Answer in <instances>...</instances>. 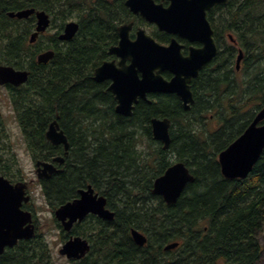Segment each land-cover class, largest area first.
Returning a JSON list of instances; mask_svg holds the SVG:
<instances>
[{
	"label": "trees",
	"instance_id": "16d2710c",
	"mask_svg": "<svg viewBox=\"0 0 264 264\" xmlns=\"http://www.w3.org/2000/svg\"><path fill=\"white\" fill-rule=\"evenodd\" d=\"M125 1L0 0V64L30 71L26 85L11 97L26 149L37 160L63 154L45 138L55 119L70 144L61 171L44 184L47 202L55 209L91 185L115 214L110 222L88 217L75 226L71 234L91 245L75 264H255L264 230V150L244 180L225 179L218 154L242 134L258 106L264 107V0H230L208 12L218 38L232 33L244 50L240 72L229 65L235 49L220 51L217 67L208 65L192 81L194 104L188 111L176 96L155 94L139 101L129 118L115 113L108 84L93 80L94 69L119 41L118 27L143 24ZM25 9L50 16L57 31L48 41L41 36L29 45L34 19L6 16ZM70 21L78 24L76 35L59 42L57 35ZM157 35L158 42L169 41ZM44 50H53L54 58L39 65L36 56ZM153 118L171 123L167 151L152 139ZM5 137L0 113V174L11 173L16 164L13 156L4 157ZM170 156L184 163L194 182L175 204L166 205L151 190L172 164ZM132 229L146 236V246L133 243ZM172 243L178 247L164 251ZM0 264L55 261L37 231L33 239L6 249Z\"/></svg>",
	"mask_w": 264,
	"mask_h": 264
},
{
	"label": "water",
	"instance_id": "95a60500",
	"mask_svg": "<svg viewBox=\"0 0 264 264\" xmlns=\"http://www.w3.org/2000/svg\"><path fill=\"white\" fill-rule=\"evenodd\" d=\"M167 7L156 4L154 0H127L125 6L134 15L149 24H155L160 32L176 35L189 42H200L203 47L190 49L188 56L181 53L182 46L172 39L168 46L156 42L144 30H137L135 40H131L129 32L132 24L118 28V45L109 49V54L119 58L118 66L114 61L104 62L94 70V81H110L108 90L116 102L115 112L118 115L130 117L138 100H146L148 94L162 93L175 95L185 110L193 103L190 82L196 78L199 71L213 57L217 50L212 40V31L206 19V11L218 4H226L228 0H166ZM36 17L35 31L29 37V43L36 42L39 35L46 32L50 18L44 11L34 9L8 12L11 19H27ZM78 31V24H65L57 39L68 42ZM54 57V52L48 50L36 57L37 64L47 65ZM242 58L241 52L237 63ZM128 62V64H127ZM238 69V67H237ZM169 72L173 77L168 81L161 75ZM28 72L15 70L10 66H0V85L11 84L19 86L27 82ZM259 125V123H261ZM152 138L162 144L163 150L170 145L167 118H153L150 121ZM46 140L52 145H63L67 152L69 143L57 120L52 121L45 134ZM264 150V109L260 110L245 131L218 155L220 172L225 179H245L259 160ZM54 161L62 163V158ZM38 179L49 178L56 172L51 163H37ZM194 177L188 168L177 162L168 167L165 172L153 182L152 194L160 196L167 205L175 204L181 193ZM26 185L18 183L10 185L0 177V255L6 248H12L19 240L32 239L35 232L31 225V214L23 212L21 206L29 198L25 196ZM98 216L105 221H111L114 213L106 208V199L95 193L89 185L79 190V197L61 205L55 210V218L61 223L64 231L69 232L77 221H82L87 215ZM135 244L143 246L145 236L137 230L131 231ZM178 244L165 247V251L176 248ZM87 240L80 237L70 238L59 249V255L67 259L79 260L89 252Z\"/></svg>",
	"mask_w": 264,
	"mask_h": 264
},
{
	"label": "flooded vegetation",
	"instance_id": "af4514ba",
	"mask_svg": "<svg viewBox=\"0 0 264 264\" xmlns=\"http://www.w3.org/2000/svg\"><path fill=\"white\" fill-rule=\"evenodd\" d=\"M155 3H157V4H159V3H162L163 4V6L164 7H167L168 6V4H169V2L168 1H166V0H159V2H156V0H155ZM6 16H7V14H6ZM29 18H33L34 19V27H33V30H32V32L30 33V35H29V37L31 36V34L35 31V27H36V17L34 16V15H32V16H30V17H28L27 19H29ZM27 19H22V20H27ZM12 20H15V19H12ZM19 21H21V20H19ZM143 22V24H141L140 22H131V24H132V26L134 27V28H132L133 30L131 31V33H130V35H129V37H130V39L131 40H135V38H136V32H137V30H144L145 31V33L146 34H149L151 37H153L157 42H158V40H157V37H158V35L157 34H165V35H167V36H169V41L167 42V43H164V44H162V43H160L161 45H163V46H168L169 44H170V42H171V40L172 39H175L181 46H182V48H181V53H182V55L183 56H188V54H189V52H190V49H200V48H202L203 47V45H202V43H200V42H189L188 40H186V39H184V38H181V37H179V36H176V35H169V34H166V33H164V32H160L158 29H157V26L155 25V24H150V27H149V25H147V23L143 20L142 21ZM210 22V21H209ZM140 23V24H139ZM145 25H146V27L147 28H149V30L145 27ZM210 25H211V29H212V31H213V40H214V43H215V46H216V49H217V53H216V56L215 57H213L212 59H211V61H209L204 67H202V69L199 71V73H198V75L200 74V72L205 68V67H207L208 65L209 66H212L213 68H215V67H217V65H216V63L220 60V57H218V53L221 51V52H226V49H228V48H232V49H235V57L233 58V59H231L230 60V62H229V65H230V67H234L235 68V71L236 72H240V70H241V68H242V64H243V58L245 57V52H244V50L239 46V43H238V41H237V39H235V37H234V35L232 34V33H226L224 36H221L220 38H218V36H217V23H216V21H211V23H210ZM51 28V22H50V25H49V28L48 29H50ZM48 29H47V31H48ZM47 31L43 34V35H39L38 36V39H39V37H41V36H44V37H46V33H47ZM216 32V33H215ZM29 37H28V39H29ZM37 39V40H38ZM37 42V41H36ZM119 42V41H118ZM28 44H30L29 42H28ZM35 44V43H34ZM33 45V44H32ZM117 45H118V43H117ZM117 45H115V46H117ZM115 46H112V47H115ZM112 47H110V48H112ZM109 48V49H110ZM109 49H108V57H109V59L107 60V61H105V62H111V61H114L115 62V65L116 66H118V62H119V58L118 57H116L115 55H111V54H109ZM241 52V54H242V58H241V60L239 61V63H237V57L239 56V53ZM104 63V62H103ZM102 63V64H103ZM127 64H128V62H127ZM1 65H5V66H9L8 64H0V66ZM101 65V64H100ZM99 65V66H100ZM98 66V67H99ZM12 67V66H11ZM237 67H238V69H237ZM14 68V67H13ZM97 68V67H96ZM95 68V69H96ZM16 70H21V71H28V72H30L29 70H25L24 68H22V69H17V68H15ZM94 69V70H95ZM161 75L163 76V78H165L166 80H170L172 77H173V75H171L169 72H162L161 73ZM93 77H94V71H93ZM198 77V76H197ZM196 77V78H197ZM196 78H194V79H192V81L193 80H195ZM93 80H94V78H93ZM192 81L190 82V88H191V86H192ZM96 82V81H95ZM27 83V82H26ZM26 83H24V84H21V85H19V86H14V85H11V84H5V85H0V91H2L3 92V94H2V96L4 97V99L6 100V101H8V104L12 107V109H13V111H14V106H13V104H12V95H14L15 93H17L18 91H20V89H21V87H23V86H25L26 85ZM96 83H106V84H108V86H107V91L112 95V97H113V94L108 90V88H109V85H110V81H103V82H96ZM193 93V92H192ZM155 94H162V93H155ZM155 94H148L147 95V99L146 100H138V102L139 101H149L148 100V96H150V95H155ZM162 95H169V94H162ZM193 97H194V95H193ZM114 98V97H113ZM114 101H115V99H114ZM137 102V103H138ZM136 103V104H137ZM135 104V105H136ZM194 104V103H193ZM193 104H191V106L193 105ZM135 105H134V107H135ZM115 106H116V102H115ZM115 106H114V111H115ZM190 106V107H191ZM134 107H133V109H134ZM261 110V107L260 106H258V108L253 112V118H252V120L250 121V123L253 121V119L255 118V116H256V114L259 112ZM116 113V112H115ZM118 115V114H117ZM249 123V124H250ZM248 124V125H249ZM217 124L215 123V126H216ZM259 125H261V123H259ZM218 126V125H217ZM60 127V126H59ZM248 127V126H247ZM246 127V128H247ZM245 128V129H246ZM61 129V128H60ZM62 130V129H61ZM63 131V130H62ZM245 131V130H244ZM243 131V132H244ZM242 132V133H243ZM239 137V136H238ZM67 141H68V139H67ZM68 143H69V141H68ZM70 145V144H69ZM57 147H59V148H61L62 149V153L63 154H61V155H55V156H51L49 159H45V160H40V159H34L33 157H32V155H29L30 156V160H31V162L33 163V165H34V176H35V180H31V181H25V179H21V177L20 176H16V174H13V175H10L9 174V176H5V177H7L9 180H11L12 181V183H18V182H26L27 183V194L30 196V202H29V204L28 205H23V210H28V211H30L32 214L34 213L31 209H30V206L32 205V201H33V196L31 195V187H32V184H33V182H35V184L36 185H39V187H40V189L42 190V192H43V189H44V184L47 182V180H50L51 178H53L54 177V175H56L57 173H59L60 171H61V167H62V165H63V163H64V156H66L67 154H68V152H66L65 151V149H64V146L63 145H58ZM69 148H70V146H69ZM62 158L63 159V162L62 163H58V162H56V161H54V159H56V158ZM37 161L39 162V161H43V162H47V163H53V165L56 167V169H57V171L55 172V173H53L49 178H42V179H37V177H36V172H35V164L37 163ZM80 190V189H79ZM97 192V191H96ZM98 193V192H97ZM78 194V193H77ZM77 197H78V195H77ZM73 200V199H72ZM71 200V201H72ZM51 208H53L52 207V205H51ZM34 215V214H33ZM89 217V216H88ZM34 219V218H33ZM35 220V219H34ZM77 224H80V223H74L73 224V226L71 227V229H70V231L65 235V233H64V231L62 230V229H60V236H61V238H63L64 239V237L65 236H67V238H71V237H73L74 235H72L71 234V231L75 228V226L77 225ZM59 228V227H58ZM142 233V232H141ZM76 236V235H75ZM263 238H264V235H263ZM87 239V238H86ZM88 240V239H87ZM133 241V240H132ZM88 242H89V240H88ZM90 243V242H89ZM133 243H134V241H133ZM135 244V243H134ZM147 244V243H146ZM146 244L145 245H143V246H138L137 244H135L137 247H139V248H142V247H144V246H146ZM80 261V260H79ZM70 263L71 264H75L76 262L75 261H70Z\"/></svg>",
	"mask_w": 264,
	"mask_h": 264
},
{
	"label": "rangeland",
	"instance_id": "374dc122",
	"mask_svg": "<svg viewBox=\"0 0 264 264\" xmlns=\"http://www.w3.org/2000/svg\"><path fill=\"white\" fill-rule=\"evenodd\" d=\"M55 27H51L50 29H48L45 41H48V38L57 31V28ZM147 29L149 30V28ZM2 94L3 92L0 91V113L2 116L3 127L6 135L4 144L9 147L8 154L4 155V157L11 158L13 156L16 161V164L11 166L12 174L10 175L16 174V176H20L21 179L23 178L27 182L35 180L36 178L34 176V165L30 160L29 153L25 146V141L20 131L21 129L18 127L16 121L15 113L12 107L8 104V101L4 99ZM214 127H217V125L215 126V123L213 122V128ZM170 157V162L174 163L175 158H173L172 156ZM31 195L33 196V201L30 209L35 214L38 225V232L43 235L50 248L52 249L55 264H71L65 259V257H61L58 255V250L63 243L60 236V229L57 227L56 222L54 221L51 205L47 202L42 190L40 189L39 185L35 184V182H33L31 187ZM263 235L264 230L258 237L262 250L260 258L255 264H264Z\"/></svg>",
	"mask_w": 264,
	"mask_h": 264
}]
</instances>
